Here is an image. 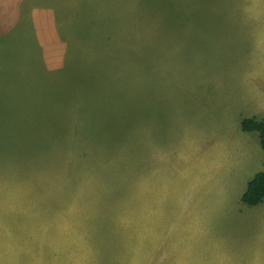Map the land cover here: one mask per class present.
I'll list each match as a JSON object with an SVG mask.
<instances>
[{
	"label": "rangeland",
	"instance_id": "374dc122",
	"mask_svg": "<svg viewBox=\"0 0 264 264\" xmlns=\"http://www.w3.org/2000/svg\"><path fill=\"white\" fill-rule=\"evenodd\" d=\"M106 1L0 0V264H264V0Z\"/></svg>",
	"mask_w": 264,
	"mask_h": 264
},
{
	"label": "trees",
	"instance_id": "16d2710c",
	"mask_svg": "<svg viewBox=\"0 0 264 264\" xmlns=\"http://www.w3.org/2000/svg\"><path fill=\"white\" fill-rule=\"evenodd\" d=\"M97 1V0H95ZM105 3L106 9L108 10L110 8L109 4L106 0H103ZM139 17H137L136 13V30L139 31ZM137 33V32H136ZM140 33V31H139ZM99 34V32H98ZM126 48V54H124V58L131 57L132 53L131 49ZM137 53V52H136ZM3 62L5 60L0 62V69L5 66V63L3 65ZM126 67V66H125ZM1 71V70H0ZM18 73V72H15ZM19 78H15V81H18ZM0 86L5 87L6 89H15L16 87H19L20 85H13L14 78L3 80L0 78ZM21 83V81H19ZM240 127L245 132H253L257 135L260 146L262 149H264V118L262 119H256V118H243L240 121ZM264 199V171H258L254 174V176L247 182L246 188L242 194L241 201L248 206H255L259 203H261Z\"/></svg>",
	"mask_w": 264,
	"mask_h": 264
},
{
	"label": "crops",
	"instance_id": "0c3cea01",
	"mask_svg": "<svg viewBox=\"0 0 264 264\" xmlns=\"http://www.w3.org/2000/svg\"><path fill=\"white\" fill-rule=\"evenodd\" d=\"M264 60V59H263ZM264 62V61H263ZM263 76V78H262V83H261V85H262V88L264 87V75H262ZM258 91H260V90H258ZM258 91L256 92V93H258ZM261 92V91H260ZM262 93H264V90L262 91ZM263 97H264V95H263ZM256 110H258V109H255V111ZM261 111H263V110H258L255 114H257V113H259V115H260V112ZM251 117H253V118H256L255 116H254V113H252L249 117H247V118H251ZM262 118H264V117H262ZM262 118H256V119H262ZM241 128V127H240ZM242 130V129H241ZM243 131V130H242ZM243 132H245V131H243ZM247 133H249V132H247ZM262 171H264V169H262ZM264 200V199H263ZM263 202V201H262ZM261 202V203H262ZM260 203V204H261Z\"/></svg>",
	"mask_w": 264,
	"mask_h": 264
}]
</instances>
